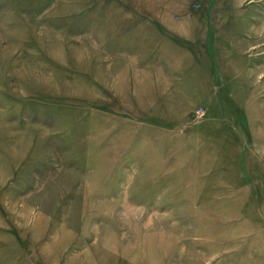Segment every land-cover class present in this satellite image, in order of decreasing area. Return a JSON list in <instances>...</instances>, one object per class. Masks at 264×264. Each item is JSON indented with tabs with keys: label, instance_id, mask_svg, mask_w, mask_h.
<instances>
[{
	"label": "rangeland",
	"instance_id": "1",
	"mask_svg": "<svg viewBox=\"0 0 264 264\" xmlns=\"http://www.w3.org/2000/svg\"><path fill=\"white\" fill-rule=\"evenodd\" d=\"M0 264H264V0H0Z\"/></svg>",
	"mask_w": 264,
	"mask_h": 264
},
{
	"label": "crops",
	"instance_id": "2",
	"mask_svg": "<svg viewBox=\"0 0 264 264\" xmlns=\"http://www.w3.org/2000/svg\"><path fill=\"white\" fill-rule=\"evenodd\" d=\"M185 23H189V26H190V23H191V22L186 20ZM197 26H200V24L197 25ZM199 31H200V30H199ZM201 31H202V30H201ZM201 31H200V33H201ZM190 32H191V33H194V38H193V41H194V42H196V41H198L199 43L204 42V34H202V33L199 34V33H197L196 30H195V32H194L193 30H190L189 33H190ZM201 88H202V86L199 87V89H201ZM205 88H206V87H205ZM205 88H204V89H205Z\"/></svg>",
	"mask_w": 264,
	"mask_h": 264
}]
</instances>
